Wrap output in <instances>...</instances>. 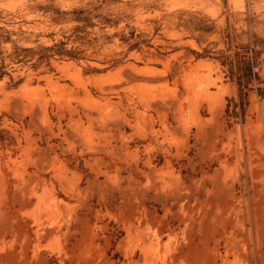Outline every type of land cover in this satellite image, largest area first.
<instances>
[{
  "label": "rangeland",
  "instance_id": "obj_1",
  "mask_svg": "<svg viewBox=\"0 0 264 264\" xmlns=\"http://www.w3.org/2000/svg\"><path fill=\"white\" fill-rule=\"evenodd\" d=\"M0 264H264V0H0Z\"/></svg>",
  "mask_w": 264,
  "mask_h": 264
}]
</instances>
